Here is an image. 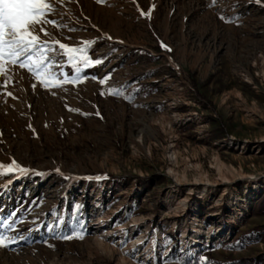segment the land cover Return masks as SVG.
<instances>
[{"label":"rangeland","instance_id":"374dc122","mask_svg":"<svg viewBox=\"0 0 264 264\" xmlns=\"http://www.w3.org/2000/svg\"><path fill=\"white\" fill-rule=\"evenodd\" d=\"M56 7L67 27L49 30L96 41L89 55L104 62L86 74L110 79L45 89L6 66L0 163L47 175L0 187V217L23 209L6 234L28 237L0 248V264H264V0ZM74 230L84 238H56Z\"/></svg>","mask_w":264,"mask_h":264},{"label":"snow or ice","instance_id":"6c2138e0","mask_svg":"<svg viewBox=\"0 0 264 264\" xmlns=\"http://www.w3.org/2000/svg\"><path fill=\"white\" fill-rule=\"evenodd\" d=\"M96 2L105 4L106 0H96ZM217 2L218 0H213V6ZM255 2L261 4L262 0H255ZM57 3L63 4L64 0H0V77L5 78V84L0 87H7V82L10 79L6 66H8V70H11L12 67L26 70L45 89L63 88L66 84L76 85L78 82L88 79L104 85L110 79V74L104 77H89L86 74L91 67L99 66L104 62L103 58H93L89 55L96 41L84 40L80 42L81 46H73L62 42L49 30V26L57 30L67 27V25L60 24L56 19L51 18L57 11ZM153 10L154 5L147 12L139 9L138 6L140 16L149 19ZM220 19L224 20L225 17L222 15ZM68 30L74 32L77 29L69 28ZM64 39L71 40V37H64ZM107 39L111 40L112 37L108 36ZM160 46L165 51L172 52V49L162 41ZM65 67H68L70 72L64 71ZM36 87L37 84H32L33 90ZM107 94L132 100L131 96H125L123 90L119 88H109ZM6 95L13 97L11 91H8ZM100 95H105V93L102 91ZM69 110L79 112V109ZM96 115L99 116V112ZM2 135L3 133L0 132V136ZM55 171L57 174L63 175L61 169L57 168ZM29 175L45 176L47 173L27 168L14 158L8 164L0 163V178L8 177L7 183L0 185L2 188H8L14 179ZM63 178L71 179L69 176ZM86 179L102 180L106 179V176L86 177ZM75 207L78 211L81 206ZM22 210L21 207H18L8 217H0V229L5 230L0 231V248L7 249L12 244L28 239L23 234L19 236L6 234V232L19 231L16 225L24 223V220L18 218V213ZM61 222L58 218L53 227H58ZM53 227H50L49 231H52ZM80 227L83 228V225ZM56 238L83 239L84 232L74 230L72 233ZM45 243L47 242L45 241ZM199 264H210V262L201 258Z\"/></svg>","mask_w":264,"mask_h":264},{"label":"trees","instance_id":"16d2710c","mask_svg":"<svg viewBox=\"0 0 264 264\" xmlns=\"http://www.w3.org/2000/svg\"><path fill=\"white\" fill-rule=\"evenodd\" d=\"M194 257H191V260H193ZM255 261V258L249 257V258H238L233 261V264H251ZM215 263H218L217 260L214 261ZM253 264V263H252Z\"/></svg>","mask_w":264,"mask_h":264}]
</instances>
